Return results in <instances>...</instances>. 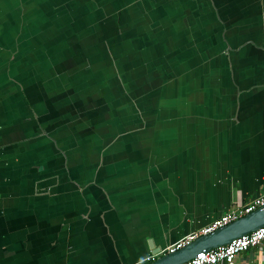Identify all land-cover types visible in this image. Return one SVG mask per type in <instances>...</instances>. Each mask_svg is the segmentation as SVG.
Returning a JSON list of instances; mask_svg holds the SVG:
<instances>
[{
    "label": "crops",
    "instance_id": "0c3cea01",
    "mask_svg": "<svg viewBox=\"0 0 264 264\" xmlns=\"http://www.w3.org/2000/svg\"><path fill=\"white\" fill-rule=\"evenodd\" d=\"M263 191L264 0H0V264H143Z\"/></svg>",
    "mask_w": 264,
    "mask_h": 264
},
{
    "label": "built area",
    "instance_id": "2783aa9c",
    "mask_svg": "<svg viewBox=\"0 0 264 264\" xmlns=\"http://www.w3.org/2000/svg\"><path fill=\"white\" fill-rule=\"evenodd\" d=\"M264 205V191L262 194L244 204L242 208L234 211H229L224 215L211 221L206 226L186 235L178 242L174 243L168 248L166 252H173L185 246L195 238L207 235L212 231L221 228L222 226L240 218L256 208ZM264 242V226L232 240L229 244L211 249L197 254L194 258L186 261L183 264H233L237 254L246 252L247 250L254 249ZM155 257V256H154ZM154 257L146 258L145 262L151 261Z\"/></svg>",
    "mask_w": 264,
    "mask_h": 264
},
{
    "label": "water",
    "instance_id": "95a60500",
    "mask_svg": "<svg viewBox=\"0 0 264 264\" xmlns=\"http://www.w3.org/2000/svg\"><path fill=\"white\" fill-rule=\"evenodd\" d=\"M262 226H264V205L207 235L195 238L173 252H160L159 250L150 248V254L152 257H155L143 264H183L201 252L223 247L232 240L242 237Z\"/></svg>",
    "mask_w": 264,
    "mask_h": 264
}]
</instances>
